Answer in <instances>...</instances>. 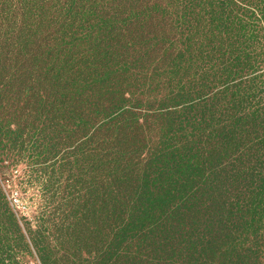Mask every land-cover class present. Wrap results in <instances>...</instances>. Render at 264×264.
I'll list each match as a JSON object with an SVG mask.
<instances>
[{"label": "trees", "instance_id": "16d2710c", "mask_svg": "<svg viewBox=\"0 0 264 264\" xmlns=\"http://www.w3.org/2000/svg\"><path fill=\"white\" fill-rule=\"evenodd\" d=\"M218 2L225 15L219 26L220 33L223 29L225 62L244 67L247 55L242 51V29L246 25L240 18L251 21L253 14L237 13L240 6L234 0ZM75 6L67 8L60 25L62 41L49 46V63L53 65L52 78L58 80V93L79 99V110H65L63 115L55 111L49 134L51 141L58 140L50 145L45 142L36 154H46L43 162L52 160L53 169L59 156L67 151L63 141L82 139L70 158L80 172L75 177V192L88 198L79 208L80 216L74 213L71 220L93 228L108 220L102 214L111 210L112 220L119 227L106 251L108 264H264V104L259 102V112L251 113L249 102H238L230 128L222 111L210 110L211 96L207 93L178 95L174 89L179 86L184 88L178 91L188 92L187 83L175 74L192 60L191 43L181 57L170 61L168 73L177 83L172 79L164 83L166 93L159 82L149 81L164 77L142 65V74L129 81L127 90L117 88L114 74L129 64L126 56L123 61L113 60L119 51L120 18L107 23L93 21ZM186 31L189 42L192 27ZM167 39L171 48L181 43L178 38ZM54 53L63 56V61H56ZM227 73L226 88L232 85L240 89L242 80L236 81L242 73ZM194 85L190 86L196 89L194 93L207 91L204 83ZM126 91L131 99L125 97ZM151 92L162 94L160 103L141 113L142 99L137 96L149 98ZM221 95L220 82L213 97ZM255 97L249 92L247 100ZM47 110L38 109V114ZM7 126L0 122V136L10 133ZM14 132L6 136L5 149L0 137V150L17 147L23 132ZM37 142L34 140L33 145ZM51 152L53 155L48 157ZM66 187L70 189L71 183ZM2 192L0 185V215L2 211L8 215L3 222L0 218V225L13 218L19 231L12 213L7 208L2 210L8 204ZM65 205L76 204L66 198ZM86 212H93L92 223L85 218ZM70 229L77 247L89 244L81 233H76L80 230L75 225ZM94 230L105 235L102 228ZM22 237L19 233L20 240ZM89 241L96 242L90 237ZM35 244L40 245L36 238ZM43 263L47 264L46 258Z\"/></svg>", "mask_w": 264, "mask_h": 264}, {"label": "rangeland", "instance_id": "374dc122", "mask_svg": "<svg viewBox=\"0 0 264 264\" xmlns=\"http://www.w3.org/2000/svg\"><path fill=\"white\" fill-rule=\"evenodd\" d=\"M234 1L240 6V10H235L237 13L253 14L252 22L240 18L242 25H246L242 29V51L245 50L244 56L247 55L244 67L241 63H235L233 67L232 63L225 62L222 27L221 33L219 30L225 15L218 0H0V122L4 127L8 125L11 128L10 133L0 136L3 138L2 147L6 136H13L15 130L23 132L16 148H8L6 152L0 150V185L3 199L8 202L2 205V210L7 208L19 227L18 231L12 222L13 218L8 220L10 223L0 225V264H46L43 263L45 258L47 264H108L104 259L107 258L106 251L114 242L112 236L119 227V223L115 225L112 220L111 210L102 214L108 220L93 228L82 223L83 227L76 225L71 220L74 213L80 216L79 208L88 198L75 192L78 186L75 177L79 170L70 158L77 152L82 139L63 141L67 151L59 156L61 159L58 158L53 169L52 160L43 162L46 154L36 156L42 151L45 142L50 145V142L53 144L58 140L51 141L49 134L52 130L50 119L55 111L63 115L65 110H79V99L69 93H58V80L52 78L53 65L49 63L52 52L49 46L62 41L60 25L64 23L62 20L67 8L75 6L71 2H77L75 9L82 10L93 21L107 23L118 20L119 45L116 48L119 51L113 60L123 61L126 56L129 64L127 69L121 68L114 74L117 88L121 86L127 90L129 81H135L136 74H142L139 69L142 65V68H150L157 76L164 77L159 80L149 78V81L159 82L163 94L166 93L167 86L164 83L171 79L177 83L168 73L169 63L181 57L191 43L192 60L175 74L176 78H182L187 83L185 87L189 86L188 92L178 91L184 88L180 86L174 90L178 95L198 96L207 93L211 96L210 110L222 111L225 123L231 128L238 102H249L251 113L259 112V102L264 104V0ZM122 21L126 24H122ZM190 27L192 34L188 42L185 35ZM167 38H178L181 43L171 48V41ZM54 58L63 61V56L58 57L55 53ZM160 62L165 64L160 65ZM249 62L252 65H245ZM230 71H240V76L242 73L243 76L236 81L242 80L240 89L232 85L226 88L227 72ZM220 82L222 95L220 98L213 97ZM195 83L208 85L205 88L207 91L194 93L196 89L190 86H195ZM249 92L256 97L247 100ZM125 97L132 98L127 91ZM137 97L142 99V109L139 111L143 113L156 108L162 94L151 92L149 98L141 95ZM38 109L48 110L38 114ZM92 132L93 129L90 134ZM59 133L64 136L61 131ZM34 140H38L35 145ZM70 142H73L72 145L68 144ZM98 179L95 178L97 183ZM66 183H71L70 189ZM95 196L98 197L97 194ZM66 198L76 205H65ZM68 208L71 211H64ZM7 215V212H1L2 222ZM84 216L91 223L94 221L93 212H86ZM71 225L80 230L76 233H81L89 244L77 247L72 239L75 235L70 236L73 232ZM95 228H102L105 235H99ZM19 233L23 236L22 240L19 239ZM89 237L96 242L89 241ZM35 238L40 245L35 244Z\"/></svg>", "mask_w": 264, "mask_h": 264}, {"label": "built area", "instance_id": "2783aa9c", "mask_svg": "<svg viewBox=\"0 0 264 264\" xmlns=\"http://www.w3.org/2000/svg\"><path fill=\"white\" fill-rule=\"evenodd\" d=\"M14 200H15V201H17V199H16V198H14Z\"/></svg>", "mask_w": 264, "mask_h": 264}]
</instances>
